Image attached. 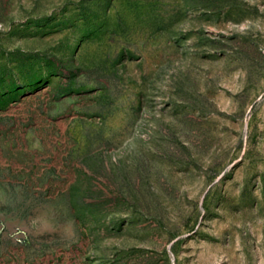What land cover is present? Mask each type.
Segmentation results:
<instances>
[{"label":"rangeland","instance_id":"374dc122","mask_svg":"<svg viewBox=\"0 0 264 264\" xmlns=\"http://www.w3.org/2000/svg\"><path fill=\"white\" fill-rule=\"evenodd\" d=\"M0 264H264V0H0Z\"/></svg>","mask_w":264,"mask_h":264}]
</instances>
